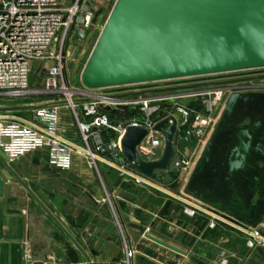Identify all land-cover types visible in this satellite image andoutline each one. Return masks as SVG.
<instances>
[{
	"label": "water",
	"instance_id": "obj_1",
	"mask_svg": "<svg viewBox=\"0 0 264 264\" xmlns=\"http://www.w3.org/2000/svg\"><path fill=\"white\" fill-rule=\"evenodd\" d=\"M86 4L95 24L103 7L91 0ZM91 34L92 27H76L72 34L76 49L67 61L72 83ZM263 68L264 0H116L80 80L87 89L101 90ZM191 101L179 103L187 106ZM177 128L174 116L158 122L153 130L164 136L162 156L145 160L138 147L150 130L128 126L121 150L130 167L148 178L174 171L179 161ZM0 157L9 161L1 149ZM166 183H171L169 177ZM184 193L247 226L264 224L263 92L233 93L228 98ZM145 237L184 254L148 232ZM255 256L264 260V250Z\"/></svg>",
	"mask_w": 264,
	"mask_h": 264
},
{
	"label": "built area",
	"instance_id": "obj_2",
	"mask_svg": "<svg viewBox=\"0 0 264 264\" xmlns=\"http://www.w3.org/2000/svg\"><path fill=\"white\" fill-rule=\"evenodd\" d=\"M87 1L74 0L70 5H65L60 0H0V96L15 99L29 93H54L61 96L52 106L36 108L29 120L0 115V149L8 156V163L31 152L48 148L53 166L69 171L73 157L80 155L87 159L101 178L98 161L108 153L115 157L124 156L121 140L130 125L150 130V134L138 147L143 159L146 155L162 156L164 136L153 128L169 116L176 117L177 112L181 118L176 117L178 128L175 144L176 141L188 143L194 139L197 141V150L184 158L179 156L175 169L179 170L178 176L184 172L191 173L228 98L239 91L264 90V80L247 82L229 79L213 82L212 85L181 84L102 94H96L95 90L87 88L71 89L66 83L67 58L70 54L66 52L67 58L65 57V45L76 27H81L82 31L92 27L93 32L96 23H93L94 14L86 4ZM91 1L97 7H103L102 15L109 7L112 9L116 2ZM34 63L40 64L47 72L41 89L31 88L30 77ZM48 63L50 64L47 65ZM188 99L192 101L187 106L179 103ZM61 106L70 110L77 127L79 143L68 140L60 133ZM123 107L134 108L140 115L120 123L118 118L110 117L106 111L107 108L115 112L125 111ZM170 124L171 122L165 130ZM107 135H113L109 142L105 139ZM128 167L131 168L127 162L117 165L121 177L131 178L138 186L153 185L151 178L133 172ZM189 198L195 202L186 201L185 212L189 216L200 213L208 215L211 228L227 223L245 235L250 250H264V224L247 226L192 197ZM107 199L122 234L124 258L117 261H52L46 264H133L136 251L127 241L123 218L109 195ZM26 257L31 258L29 250Z\"/></svg>",
	"mask_w": 264,
	"mask_h": 264
},
{
	"label": "crops",
	"instance_id": "obj_3",
	"mask_svg": "<svg viewBox=\"0 0 264 264\" xmlns=\"http://www.w3.org/2000/svg\"><path fill=\"white\" fill-rule=\"evenodd\" d=\"M43 97V100L30 104L2 105L0 115L29 120L36 108L25 107L52 106L61 96L46 93ZM107 113L113 118L111 111ZM71 121L73 122L70 110L61 106L60 133L68 140L79 143L76 128L71 125ZM112 136H106L107 142ZM176 142L181 158L191 155L189 146L179 145L182 141ZM196 150L197 148L194 152ZM160 157L161 155H146L144 159ZM126 162L124 156L115 157L108 153L102 155L98 167L107 176L109 184L117 185L116 176L111 171L115 170L121 177L117 165ZM129 170L136 172L131 168ZM178 172L175 169L167 173L166 177L151 178L153 185L146 186L167 193L165 188L159 186H176L174 182ZM168 177L171 179L170 184L166 183ZM125 187L124 184H118L113 190L121 195L126 192L123 190ZM102 199L95 182L94 170L83 156L73 157L69 171L50 163L48 148L31 152L13 163L0 157V264L121 259L118 257L120 249L117 237L108 220L99 217L94 210L84 208L87 202L97 205ZM180 212L175 213V216L168 210L164 212L167 224L174 233L169 240L160 239L182 250L184 254L161 245L163 251L160 254L147 252L139 246L147 243L134 244L131 240L132 247L144 257L143 260L136 259L134 264H264V260L255 256L257 251L248 248L245 235L235 231L233 226L221 223L211 228L208 215L200 213L180 217ZM147 242L153 243L151 240ZM28 250L30 259L26 257Z\"/></svg>",
	"mask_w": 264,
	"mask_h": 264
},
{
	"label": "rangeland",
	"instance_id": "obj_4",
	"mask_svg": "<svg viewBox=\"0 0 264 264\" xmlns=\"http://www.w3.org/2000/svg\"><path fill=\"white\" fill-rule=\"evenodd\" d=\"M61 3L65 5H70L71 1L73 0H60ZM111 7L108 8L102 15V18H98L96 22L95 28L88 38L84 50L80 56V58L76 62V68L74 70V81L73 83L69 79L68 70L66 71V83L71 89H83L85 88L81 83L80 76L82 69L84 68L96 42L97 39L107 21V18L111 12ZM71 37H69L66 45H65V57L67 58L66 52H69L68 60L73 58L72 53L76 49V45L71 43ZM67 60V61H68ZM66 62V60H65ZM50 63H48L49 65ZM42 66L38 63H34L32 67L31 73V88L32 89H41L43 85L44 77L46 76L47 72L41 68ZM264 74V69L259 70H248V71H241V72H231V73H224V74H216V75H209V76H201V77H193V78H184L178 80H170V81H162V82H154L148 84H140V85H133V86H124L118 88H109V89H101L95 90L96 94L102 93H114V92H127L133 91L138 89H158L167 86H177L181 84L185 85H199V84H210L213 82H221L227 81L232 78L237 77H244V76H256V75ZM46 93H29L24 97L19 99L15 98H7V97H0V106L2 105H19V104H30L39 101V99H44L43 95ZM37 107H25V109H34ZM21 109V108H20ZM114 110V109H113ZM127 112L117 111L114 113L118 117V121L121 123L122 121H129L132 119L133 116L138 115L139 113L134 108L126 109ZM140 115V114H139ZM176 117L180 119L179 113L176 112ZM71 125L74 123L71 121ZM76 132H77V127ZM78 135V133H77ZM177 143V142H176ZM176 145V144H175ZM181 146H189L191 154H193L194 149L197 148V141L192 139L190 142H179ZM111 174L116 176L115 182L118 184H124L126 186L123 188L124 194L119 195L115 193L114 187L117 185H111L108 182L107 176L101 171V178L96 174L95 175V182L97 187L100 189L103 199L97 205H94L91 201L87 202L84 208H88L90 211L94 210L97 215L104 220H108L110 225L113 227L115 235L117 237V245L119 246V255L118 257L124 258V241L122 238V234L119 231L114 217L112 216L110 210V204L108 201V195L110 196L113 203L117 205L119 208L121 217L123 218L124 222V233L126 235L128 243L131 244V240L134 244L138 243H147L139 245L144 250L152 251L153 253L160 254V251H163V248L160 247L159 244L155 242H147L149 241L148 238L145 237V233L148 232L151 235L157 236L159 238H163L164 240H169L173 236L174 232H171L170 226L167 224V218L164 217V212L168 210L171 214L180 213V217L183 215H188L185 212L187 208L186 201L194 202L192 199L189 198L187 194L184 193V187L187 183V180L190 176V173L184 172V174L180 173L176 182V186H172L171 188H166L159 186L160 188H165L167 193L159 192L155 189L150 188V186L144 185V188H137L133 184L131 178H123L119 177L115 170L111 171ZM118 178H120L118 180ZM114 182V183H115ZM162 185V184H159ZM104 199L106 201H104ZM195 203V202H194ZM94 212V213H95ZM185 214H184V213ZM170 214V215H171ZM172 222V221H170ZM235 230V229H234ZM237 231V230H235ZM239 232V231H238ZM149 243V244H148ZM137 249V248H136ZM135 250V249H134ZM136 251V250H135ZM147 251V252H148ZM137 252V251H136ZM143 256L139 255L138 252L135 255V260H133V264L136 262V259L143 260ZM175 260V258H174Z\"/></svg>",
	"mask_w": 264,
	"mask_h": 264
},
{
	"label": "flooded vegetation",
	"instance_id": "obj_5",
	"mask_svg": "<svg viewBox=\"0 0 264 264\" xmlns=\"http://www.w3.org/2000/svg\"><path fill=\"white\" fill-rule=\"evenodd\" d=\"M258 70V69H257ZM241 72V71H240ZM261 78V79H259ZM235 81H260V80H264V74H260V75H256V76H244V77H237V78H232ZM247 92H263L264 90H248V91H239V92H235V93H247Z\"/></svg>",
	"mask_w": 264,
	"mask_h": 264
},
{
	"label": "trees",
	"instance_id": "obj_6",
	"mask_svg": "<svg viewBox=\"0 0 264 264\" xmlns=\"http://www.w3.org/2000/svg\"><path fill=\"white\" fill-rule=\"evenodd\" d=\"M123 112H127V111L125 110ZM114 113H116V112L115 111H111V114L113 115V117L118 118L117 115H115ZM175 178H178V175L177 174L175 175Z\"/></svg>",
	"mask_w": 264,
	"mask_h": 264
},
{
	"label": "bare ground",
	"instance_id": "obj_7",
	"mask_svg": "<svg viewBox=\"0 0 264 264\" xmlns=\"http://www.w3.org/2000/svg\"><path fill=\"white\" fill-rule=\"evenodd\" d=\"M66 108V107H65Z\"/></svg>",
	"mask_w": 264,
	"mask_h": 264
}]
</instances>
